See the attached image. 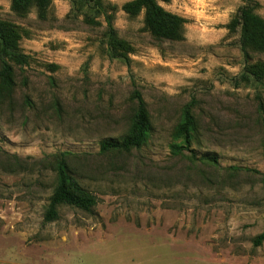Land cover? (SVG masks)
Instances as JSON below:
<instances>
[{"label": "rangeland", "instance_id": "374dc122", "mask_svg": "<svg viewBox=\"0 0 264 264\" xmlns=\"http://www.w3.org/2000/svg\"><path fill=\"white\" fill-rule=\"evenodd\" d=\"M128 1L50 0L39 18L0 0L16 41L0 51V264H264V52L231 28L242 9L264 23V0L159 1L185 20L178 40ZM136 93L146 142L102 152L128 133ZM61 159L96 203L45 222Z\"/></svg>", "mask_w": 264, "mask_h": 264}, {"label": "trees", "instance_id": "16d2710c", "mask_svg": "<svg viewBox=\"0 0 264 264\" xmlns=\"http://www.w3.org/2000/svg\"><path fill=\"white\" fill-rule=\"evenodd\" d=\"M167 2L168 0H130L122 6V10L130 17L137 16L142 10L144 13V25L155 36L171 40H178L183 34L184 18L165 11L158 2ZM50 4V0H11V9L19 15H26L31 8H35L39 18H44ZM240 25L241 50L244 53L248 51L264 52V23L250 10L242 9L237 18L231 23V28ZM13 37V38H12ZM14 35L4 26H0V51L3 55L8 54V50L14 47ZM0 70V83L3 88L11 86V68L3 62ZM138 106L133 115L131 126L125 137L120 142L112 140L101 143V151H107L114 148L128 150L131 148L139 149L147 140L150 131V121L147 111L142 103L141 96L136 93ZM185 107L183 122L178 125L176 134L184 138L183 145L171 146L172 151L181 154V151L189 146L190 131L192 122L190 113ZM216 162L214 157L207 158ZM58 179L55 190L50 197L49 204L44 213V221L51 222L58 218V206L66 204L68 206L90 211L95 205V199L81 187L68 173L67 165L63 159L56 167ZM264 183V179H262ZM264 239V233L260 235L255 244Z\"/></svg>", "mask_w": 264, "mask_h": 264}]
</instances>
